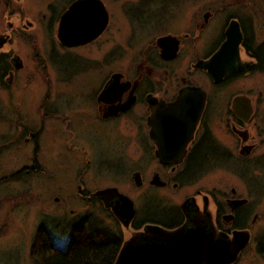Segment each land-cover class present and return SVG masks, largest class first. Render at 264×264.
I'll list each match as a JSON object with an SVG mask.
<instances>
[{"label":"flooded vegetation","instance_id":"flooded-vegetation-1","mask_svg":"<svg viewBox=\"0 0 264 264\" xmlns=\"http://www.w3.org/2000/svg\"><path fill=\"white\" fill-rule=\"evenodd\" d=\"M13 1L10 28L38 27L30 16L42 13L51 36L49 59L21 57L13 32L0 53V87L35 112L33 123L5 115L6 135L13 126L14 143L33 149L15 171L49 183L28 198L83 200L78 216L114 226L117 256L154 225L231 242L244 231L250 241L232 264L253 241L264 260V88L240 83L264 77V0ZM65 14L66 33L84 35L76 45L59 38ZM128 199L125 225L115 208ZM77 217L56 234L67 237Z\"/></svg>","mask_w":264,"mask_h":264},{"label":"rangeland","instance_id":"rangeland-1","mask_svg":"<svg viewBox=\"0 0 264 264\" xmlns=\"http://www.w3.org/2000/svg\"><path fill=\"white\" fill-rule=\"evenodd\" d=\"M18 6L19 4L13 0L11 10L4 4H0V34L13 32L15 50L24 59H26L25 57L31 59V56L36 52H40L49 59L51 36L47 24L41 19L42 13L30 16V19L38 27L21 29L16 25V30L8 26V20H14L10 16L16 14L14 11L19 12ZM21 14L22 21H24L27 14ZM4 48L5 46L0 47V53ZM240 83L264 88V77L255 75ZM28 101L17 91L13 92L12 97L9 98L0 87V264H35L31 256V247L39 225L46 222L50 228L57 231L56 224H59L62 219L81 216L86 211L83 200L57 201L52 199V194H43V200L28 198L32 196L30 188L40 185L41 181L42 185H49V183L44 178L32 180L15 171L20 166L30 164L33 154L32 144L25 143L23 139L17 142L20 144L19 146L14 143V139L19 136L18 132L12 126L9 131L7 130L8 135H6L7 125L5 123L6 116L11 117L10 120L16 123L19 122L16 114L18 111L24 113L22 116L23 118L25 116V122L33 123L34 106L32 103L28 104ZM10 102H16L18 106ZM29 114L30 116H28ZM16 126L18 127L17 124H15ZM214 174L217 180L229 182L225 177L227 176L231 182H234L231 175L225 172L215 171ZM69 209H74L73 214L76 215L69 214ZM258 233L259 231L256 230L255 234ZM59 237L60 245L64 246L69 235L65 238L61 235ZM254 244L253 241L252 246L244 254L239 264H264V260L257 254Z\"/></svg>","mask_w":264,"mask_h":264},{"label":"water","instance_id":"water-1","mask_svg":"<svg viewBox=\"0 0 264 264\" xmlns=\"http://www.w3.org/2000/svg\"><path fill=\"white\" fill-rule=\"evenodd\" d=\"M65 22L66 14L59 29L60 40L68 45L78 44L75 40L84 35L74 32L73 36L68 35ZM6 41L7 36L0 34V47ZM204 66L210 67L209 63ZM220 79L221 76H216L217 81ZM115 213L128 225L135 213L133 200H121ZM147 234L142 241L127 240L114 264H232L250 241L249 234L244 231L234 232L232 242L213 235H202L199 229L167 231L151 225Z\"/></svg>","mask_w":264,"mask_h":264},{"label":"trees","instance_id":"trees-1","mask_svg":"<svg viewBox=\"0 0 264 264\" xmlns=\"http://www.w3.org/2000/svg\"><path fill=\"white\" fill-rule=\"evenodd\" d=\"M64 246L46 222L37 228L31 247L35 264H114L121 238L96 215L77 218Z\"/></svg>","mask_w":264,"mask_h":264}]
</instances>
